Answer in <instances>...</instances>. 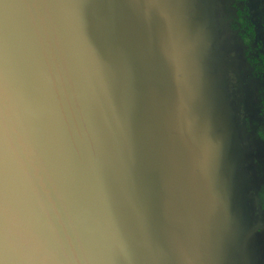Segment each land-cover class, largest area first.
Returning a JSON list of instances; mask_svg holds the SVG:
<instances>
[{"label":"water","instance_id":"obj_1","mask_svg":"<svg viewBox=\"0 0 264 264\" xmlns=\"http://www.w3.org/2000/svg\"><path fill=\"white\" fill-rule=\"evenodd\" d=\"M142 2L88 0L92 7L85 31L80 24L77 29L73 20L65 31L56 23L51 7L21 0L0 3V17L8 19L12 30L33 45L46 42L63 69L69 131L61 127L59 135L69 220L55 237L60 244L57 254L78 257L64 264H113L106 257L125 247L120 226L93 179L97 153L103 151L104 143L96 111L102 100L100 68L96 62L91 73L80 71L88 63L82 45L94 54L91 43L101 47L106 58L119 61L121 68L131 69L127 98L145 144L136 159V196L130 213L146 238L164 244L173 230L172 131L178 126L191 128L215 156L206 198L214 209L210 223L232 251L231 264H264V253L258 250L264 225L255 222L251 199L258 187L257 169L256 180L249 178L256 167L255 136L251 138L238 120L230 92V74L241 77L242 57L231 44L228 6L221 0H181L188 10L183 42L192 71L189 91L177 83L162 30L130 14L129 6ZM122 7L129 14H122ZM38 264L56 262L41 258Z\"/></svg>","mask_w":264,"mask_h":264},{"label":"clouds","instance_id":"obj_2","mask_svg":"<svg viewBox=\"0 0 264 264\" xmlns=\"http://www.w3.org/2000/svg\"><path fill=\"white\" fill-rule=\"evenodd\" d=\"M91 7L88 0L71 6H51L56 23L65 31L70 29L72 12L78 13L79 24L85 31ZM129 9L137 19L162 30L177 83L190 91L192 71L188 47L183 42L188 21L186 5L181 0H143ZM121 12L129 14L123 7ZM89 44L100 68L102 100L96 111L101 117L97 128L104 143L103 151L97 153L93 179L125 241L123 251L116 250L113 264H231L232 251L210 223L214 209L206 198L215 156L191 128L178 126L172 131L174 147L170 163L175 223L169 238L164 244L153 243L146 238L144 228L133 220L130 207L136 196L135 164L145 140L127 98L131 69L121 68L119 61L105 57L101 47ZM0 264H38V260L27 246L21 245L0 256Z\"/></svg>","mask_w":264,"mask_h":264},{"label":"snow or ice","instance_id":"obj_3","mask_svg":"<svg viewBox=\"0 0 264 264\" xmlns=\"http://www.w3.org/2000/svg\"><path fill=\"white\" fill-rule=\"evenodd\" d=\"M21 2L51 7L80 0ZM71 16L78 29V13ZM82 48L88 63L80 71L88 74L96 59ZM62 71L46 42L33 45L0 17V256L24 245L37 260L64 264L78 259L57 254L60 244L55 238L69 220L59 135L61 127L69 131ZM106 258L115 261L116 250Z\"/></svg>","mask_w":264,"mask_h":264},{"label":"flooded vegetation","instance_id":"obj_4","mask_svg":"<svg viewBox=\"0 0 264 264\" xmlns=\"http://www.w3.org/2000/svg\"><path fill=\"white\" fill-rule=\"evenodd\" d=\"M224 2H226L227 6H232L235 0H224ZM240 3L239 20L244 23L242 29L246 44L250 39L251 44H247L249 48L248 56L256 68V73L253 74L256 76L249 77L248 71L250 72V70L247 69L246 71L244 69L245 72L240 78L235 73L230 74V82L237 87L235 89L238 97L236 99L233 97L232 101L236 110H239L238 119L242 124L245 123L246 126L248 124V128L255 136V139L252 137V144L255 147L254 163L256 164L258 176L262 175L264 178V136H261L258 130L256 131L261 120L264 122L261 110L258 107L260 105L259 96L260 94L264 95V0H240ZM231 8L233 10V7ZM253 30L256 32L255 38H250ZM237 49L241 48L238 47ZM243 77L248 83L241 81ZM254 78L256 79L253 80ZM245 84H247L248 88H244L243 85ZM246 94L249 96L247 100L245 99ZM262 101L264 103V100ZM239 103L242 105V110L238 107ZM262 134H264V131H262ZM259 140H262V142L259 143ZM256 146H258L257 149ZM256 153L258 156H262L259 159L260 163H256ZM261 224L264 225V223ZM262 232L264 236V230Z\"/></svg>","mask_w":264,"mask_h":264},{"label":"trees","instance_id":"obj_5","mask_svg":"<svg viewBox=\"0 0 264 264\" xmlns=\"http://www.w3.org/2000/svg\"><path fill=\"white\" fill-rule=\"evenodd\" d=\"M221 1H222V3L224 2V0H221ZM240 5H241L240 0H235L234 4L232 6L230 5L227 7V9H225L226 16H227L226 21L228 22V26H229V33H230V38H231L230 40H231L232 46L235 47V49H237L238 47L241 48L239 50L237 49L238 53H240V55L242 57L241 64H240V70L242 72L241 74H243L247 69V70H250V72L248 71L249 77H253V76H256V75H253L256 73V68L248 56L249 48H248L247 44H251L250 39L247 41V44L244 41L243 29H242V26L244 23H242L239 20V18H240L239 9L241 7ZM230 7H233V10H232V8L230 9ZM255 33L256 32L253 30L250 38H255ZM244 69H245V71H244ZM255 79L256 78H254L253 80H255ZM242 80H243V82H247V80L244 79V77ZM235 88H237V87L230 82V92H231L232 99H233V97H234V99L238 98L236 95L237 92H236ZM259 97H260V102H259L260 105L258 107H259V110H261L262 118H264V103L262 101V100H264V95L260 94ZM232 103H233V101H232ZM238 107L241 109L242 105L239 103ZM259 113H260V111H259ZM238 115L239 114H237V117H238ZM242 125H245V123H243ZM258 125L259 126H258V129H256V131L258 130L260 135L264 136V134H262V131H264V122L261 120L260 124H258ZM246 129H247L246 131L248 132V134H250V137L252 138L254 136V134L250 131V128H248V124L246 126ZM262 140H259V143L262 142ZM256 141H258V140H256ZM257 147L258 146H256V149H257ZM260 157H262V156H258L256 153V163L257 162L260 163V160H259ZM257 180H258V178H257ZM256 191H257V189H256ZM259 235L261 236L263 234L259 233ZM262 247H264V244Z\"/></svg>","mask_w":264,"mask_h":264},{"label":"rangeland","instance_id":"obj_6","mask_svg":"<svg viewBox=\"0 0 264 264\" xmlns=\"http://www.w3.org/2000/svg\"><path fill=\"white\" fill-rule=\"evenodd\" d=\"M243 86H244V88H246L247 84H245ZM248 97H249L248 94H246L245 99L247 100ZM254 156H255V150H254ZM249 178L251 179V181L256 180V167H255L254 171L249 172ZM255 189H256V187H255ZM255 189L252 191V193L254 194V198L251 197V199L254 202L253 216L255 218L256 223H264V178L262 175L258 176L257 191ZM261 233H263V232H261ZM263 237H264L263 235L258 236V238L260 240V242L258 243V250L260 251V253H262V255L264 253V249H263V251L261 249L263 246V243H264Z\"/></svg>","mask_w":264,"mask_h":264}]
</instances>
